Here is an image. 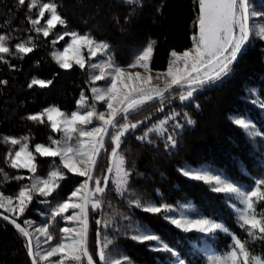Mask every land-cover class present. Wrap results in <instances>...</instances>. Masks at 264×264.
Wrapping results in <instances>:
<instances>
[{"label": "trees", "instance_id": "trees-1", "mask_svg": "<svg viewBox=\"0 0 264 264\" xmlns=\"http://www.w3.org/2000/svg\"><path fill=\"white\" fill-rule=\"evenodd\" d=\"M53 2L60 6L58 11L67 24L57 25L44 37L33 30L26 18H35L37 11L29 12L27 0L24 6H20L18 0H0V35L8 37L6 44L12 52L11 55L0 54L9 62H0V81H7L0 84V169L8 176L5 180L0 173V192L15 196L34 181L49 179L54 170L59 169L64 175L51 195L34 194L24 214L17 219L22 225L24 220L32 222L29 231L33 234L34 247L36 238L32 228L47 227L54 237L50 243L55 245L64 235L60 230L74 226L75 221L62 217L52 220L51 209L68 199L85 178L63 169L59 157H42L35 153L36 144L51 145V140H60L63 133L53 131L47 117L43 118L44 123L27 117L53 106L70 115L79 109L88 110L96 102L91 92L93 70L86 49H82L86 60L84 69L74 63L70 69H63L52 53L62 52L71 42V36L65 35L60 40L57 37L75 31L107 42L109 56L120 67L134 62L144 47L155 42L150 67L163 71L168 68L171 51L182 53L193 46L199 11L197 0H140L139 5H128L123 0ZM253 2L259 7L261 0ZM29 37L32 43L28 46L33 47V51L16 53L15 45ZM33 79L51 83L46 87H29ZM179 90H171L163 101L147 102L128 115L132 123L143 122L125 134L119 149L125 169L131 173L128 188L121 194L115 183L109 181L104 193L96 197L102 201L101 207L89 208L88 248L96 264H103L98 252L105 238L112 241L105 249L110 259L128 257L131 264H174L175 257L171 253L155 250L159 246L157 242L140 243L131 238L137 230L146 229L158 235L186 264H209L210 256L229 251L230 235L218 232L206 237L201 233L184 232L165 220V213L145 212L130 204L131 200H140L144 206L170 205L172 211L166 213L170 217H213L241 240H247L250 252L264 255V241H252L239 227L235 209L243 205L235 198L211 191L210 185L203 181L184 177L180 171L187 164L205 167L214 174H223L244 190H250L257 179H264V107L261 106L264 103V40L253 36L233 70L221 80L200 88L188 102L179 100ZM81 94L87 97L85 107L77 104ZM185 114L194 123L188 124ZM173 116L174 119H168ZM165 117H168L167 132L162 135L150 132L151 143L137 139ZM236 117L251 121L254 130L261 135H252L233 123ZM177 123L183 127L176 129ZM168 135L176 140L175 147L169 145ZM3 137H28L29 151L36 157L35 173L9 166L7 154L9 151L14 154L20 145L4 143ZM111 148L108 139L95 173L101 181L108 168L106 154ZM17 176L24 179L17 180ZM261 211H264V202L257 204V212ZM72 212L69 209L64 215ZM25 245L26 240L17 229L0 218V264H31Z\"/></svg>", "mask_w": 264, "mask_h": 264}, {"label": "snow or ice", "instance_id": "snow-or-ice-1", "mask_svg": "<svg viewBox=\"0 0 264 264\" xmlns=\"http://www.w3.org/2000/svg\"><path fill=\"white\" fill-rule=\"evenodd\" d=\"M26 0H18L20 6H24ZM128 5H139L140 0H123ZM197 33L193 35V46L177 53L175 50L170 52V61L166 72L157 73L155 77L151 74L150 62L154 51V43L150 42L139 55L135 57L134 62L128 65L129 68H141L140 71H126L124 68L116 66L111 57L103 64H90L92 69H99L98 75H92L91 81L106 80L105 87H92L91 92L95 101L102 102L107 106V111H97L95 105L90 106V110L81 113L79 110L73 111L70 115L65 114L59 108L53 106L45 108L42 112L31 114L28 120L44 123V117H47L53 131L62 132L60 140H51V145L36 144L35 153L42 157H59L63 169L69 173L84 177V182L78 188L71 192L68 199L59 203L51 209V218L62 217L68 221L78 223L77 227H65L60 231L64 234L58 243L51 245L54 237L50 234L47 227L36 228L35 232L43 234L46 237V243L49 248L41 251L40 243L37 238L35 247L33 246V234L29 231L32 222L24 220L23 225L17 222L19 216L23 215L28 205L32 202L34 194L49 196L59 186L57 181L64 179L62 171L54 170L50 172L49 179L36 180L31 186L22 187L15 196H6L0 192V218L11 223L17 231L26 240V249L28 256L31 257V264H94L93 255L88 248V214L89 208L98 209L102 201L97 199V195H102L105 186L108 183V177L103 181L94 176L97 160L102 151L105 150L106 138L111 140V157L115 165L117 183L120 186L121 194L127 189L128 177L130 172L124 169V158L118 154V150L123 142L122 138L129 130L137 128V121L132 123L128 120V115L140 108L142 105L156 98L161 101L165 99V94L175 88L186 89L179 95L180 101L191 100L194 92L207 84L214 83L227 76L233 70V64L238 60L250 39L255 36L264 40V0H261L257 7L253 0H197ZM29 12L36 11V17H26L36 33H42L48 37L49 33L57 27L66 26L67 20L58 11L59 5L53 0H27ZM47 14V18L45 19ZM44 21L42 24L41 21ZM65 35L71 36V42L67 44L63 52H53V58L63 69H70L73 63L81 69L86 66V60L81 55L82 49H87L89 57H95L98 53H108L110 45L107 42H99L90 34H80L75 31L63 33L57 37V40L63 39ZM8 37L0 35V54H12L6 41ZM57 41L54 40L55 44ZM32 38L15 45L16 53L27 54L33 51L30 47ZM71 53V56L67 54ZM0 62L9 63L8 60L0 55ZM164 77V86L154 83ZM7 81H0V84H6ZM51 81L33 79L29 87L39 85L46 87ZM78 106L87 105V97L81 94L77 101ZM264 107V103H261ZM198 108L199 105H196ZM162 110V108H161ZM178 115V114H176ZM186 116L188 124L194 123ZM169 117L168 119H174ZM99 123L91 128L93 121ZM121 120L123 123H121ZM167 120L161 122L157 127L149 128L143 136L138 137L142 141L148 140L150 132L163 134L167 132L165 125ZM233 123L250 132V134L259 136L260 132L254 130V125L246 119H234ZM183 125L177 123L176 129ZM75 135V144L71 143ZM4 143L11 145H20L19 150L14 154L9 151L6 161L12 168H26L35 173L37 165L35 164V155L29 151L28 137L17 139L14 137H3ZM169 145L175 147L176 140L172 135L167 136ZM55 146V147H53ZM109 172L113 171L109 167ZM184 177L196 181H203L210 185L211 191L223 193L229 199L235 198L239 201L242 208H236L237 221L239 227L244 229L252 241H264V211L257 212V204L264 202V179H257L250 190H244L223 174H212L209 171L192 170L190 168L180 169ZM7 180V173H3ZM17 180L24 177L17 176ZM90 182L94 187H90ZM137 208L153 214L165 213L164 219L170 224L184 232L201 233L206 237L215 236L218 232H223L232 237V244L229 251L223 255H213L209 257V264H264V255L253 254L249 251L247 240H241L238 236L231 233L229 228L222 222H218L213 217L199 215V218L191 219L187 216L175 218L166 213L171 212L170 205L155 204L144 206L140 200H131ZM235 207V205H233ZM72 209L71 215H64ZM4 212L10 215H4ZM100 223V221H97ZM107 223V222H105ZM133 240L144 243L155 241L159 245L155 250L167 251L175 257L174 264H186L185 260L173 251L172 248L164 244L158 235L149 230L139 231L131 237ZM112 241L105 238L98 252L100 261L103 264H131L128 257L121 259H110L105 254V249ZM53 257H59L52 260Z\"/></svg>", "mask_w": 264, "mask_h": 264}, {"label": "rangeland", "instance_id": "rangeland-1", "mask_svg": "<svg viewBox=\"0 0 264 264\" xmlns=\"http://www.w3.org/2000/svg\"><path fill=\"white\" fill-rule=\"evenodd\" d=\"M86 49V48H85ZM83 51V50H82ZM82 51H81V55H82ZM86 51H87V49H86ZM63 52V51H62ZM68 56H71V53H69V54H67ZM86 55H87V57L89 58V60H90V64H103L108 58H109V54L107 53V54H105V53H98L97 54V56H95V57H89V55H88V52H86ZM83 56V55H82ZM112 59V58H111ZM113 61V60H112ZM113 63H114V61H113ZM115 64V63H114ZM116 65V64H115ZM116 66H118V65H116ZM120 67V66H119ZM122 68H124L126 71H133V72H135V71H140V72H142L143 73V69H141V68H135V69H132V68H129L128 66H126V67H122ZM151 68V67H150ZM93 71H92V75H98L99 74V69H92ZM167 71V69L166 70H163V71H157V70H153V69H151V74L153 75V77H155L156 76V74L157 73H163V72H166ZM106 83H107V81L106 80H100V81H96L95 83H94V85H93V87H105L106 86ZM154 83H157V84H159L160 85V87H163L164 86V77H161L159 80H155L154 81ZM200 89V88H199ZM199 89H197L195 92H194V94L199 90ZM184 90H186V89H180L179 90V95H180V93H181V91H184ZM193 94V95H194ZM189 100H187V101H183V103L184 102H188ZM182 102V101H181ZM92 105H95V108H96V110L97 111H107V106L106 105H104V104H102V102H99V101H96L95 103H93ZM92 105H90V106H92ZM90 106H89V108H88V110H90ZM79 111L81 112V113H83V112H86L87 110H83V109H79ZM175 115V114H174ZM167 118L168 117H165V119L163 120V121H165V120H167ZM234 119H245V118H240V117H236V118H234ZM163 121H161V122H163ZM161 122H159V124L161 123ZM248 122H250L251 123V121H248ZM99 122L98 121H93V124L92 125H88V127L89 128H91L92 126H95V125H97ZM158 124V125H159ZM158 125H156V126H154V127H157ZM75 142H76V138H75V135L73 136V140L71 141V143H73V144H75ZM112 149V148H111ZM118 154L119 155H121L120 154V152H119V150H118ZM106 158H107V161H108V168H107V171H106V173H105V177H108V182L109 181H113L114 183H115V185H116V187L118 188V190L121 192L122 190L120 189V186L118 185V183H117V176H116V172H115V165H114V162H113V160H112V157H111V150L106 154ZM109 167H112L113 168V171L112 172H109L108 171V169H109ZM123 167H124V169H125V166H124V164H123ZM183 168H190V169H192V170H201V171H209L207 168H205V167H199V166H193V165H189V164H187V165H184L183 167H182V169ZM126 170V169H125ZM209 172H211V171H209ZM212 173V172H211ZM212 174H214V173H212ZM128 184H129V177H128V181H127V188H128ZM102 187H104L105 188V185H103ZM244 189V188H243ZM127 190V189H126ZM124 192V191H123ZM191 219H196V218H193V217H190ZM75 224H74V226H71V227H77L78 226V223L77 222H74ZM36 228H40V226H38V227H34V228H32V232L35 234V238H36V242H37V238H38V240H39V243H40V250L41 251H44V250H46V249H48L49 248V245L48 246H46L47 245V243L45 242L46 241V237L43 235V234H40V233H36L35 232V229ZM49 244V243H48ZM59 258V257H58Z\"/></svg>", "mask_w": 264, "mask_h": 264}, {"label": "water", "instance_id": "water-1", "mask_svg": "<svg viewBox=\"0 0 264 264\" xmlns=\"http://www.w3.org/2000/svg\"><path fill=\"white\" fill-rule=\"evenodd\" d=\"M248 45V44H247ZM247 45H246V47H247ZM245 47V48H246ZM245 50V49H244ZM244 50H243V52H244ZM243 52H242V54H243ZM241 54V55H242ZM241 55L238 57V59L241 57ZM234 65V64H233ZM176 89H180V88H173L172 90H176ZM168 93H166L165 94V96L167 95ZM157 100H160L159 98H156V99H154V100H152V101H149V102H153V101H157ZM107 141H108V138H106V141H105V146H106V144H107ZM103 152L104 151H102L101 152V154H100V156H99V158H98V160H97V165H96V168H95V172H94V176H95V173H96V170H97V168H98V165H99V162H100V159H101V157H102V155H103ZM92 186V183L90 182V187ZM5 215V214H4ZM8 222V221H7ZM9 223V222H8ZM9 224H11V223H9ZM12 225V224H11ZM13 226V225H12ZM88 236H89V214H88ZM33 246H34V243H33ZM31 258V257H30ZM94 264H96L95 263V261H94Z\"/></svg>", "mask_w": 264, "mask_h": 264}]
</instances>
